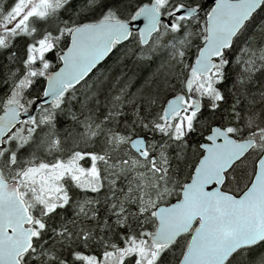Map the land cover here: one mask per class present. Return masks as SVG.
Instances as JSON below:
<instances>
[{
    "label": "snow or ice",
    "instance_id": "6c2138e0",
    "mask_svg": "<svg viewBox=\"0 0 264 264\" xmlns=\"http://www.w3.org/2000/svg\"><path fill=\"white\" fill-rule=\"evenodd\" d=\"M0 264H264V0H0Z\"/></svg>",
    "mask_w": 264,
    "mask_h": 264
}]
</instances>
